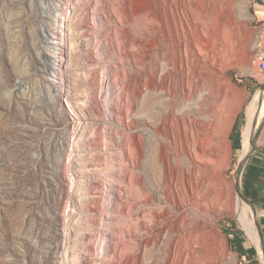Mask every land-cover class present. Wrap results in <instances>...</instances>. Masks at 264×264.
<instances>
[{
	"label": "rangeland",
	"instance_id": "rangeland-1",
	"mask_svg": "<svg viewBox=\"0 0 264 264\" xmlns=\"http://www.w3.org/2000/svg\"><path fill=\"white\" fill-rule=\"evenodd\" d=\"M261 9L0 0V264H264V190L247 186L264 116L237 177L246 108L264 93L250 65ZM239 192L257 219L247 203L241 221Z\"/></svg>",
	"mask_w": 264,
	"mask_h": 264
},
{
	"label": "bare ground",
	"instance_id": "bare-ground-1",
	"mask_svg": "<svg viewBox=\"0 0 264 264\" xmlns=\"http://www.w3.org/2000/svg\"><path fill=\"white\" fill-rule=\"evenodd\" d=\"M58 4H56L54 1H51V3H47L46 4V7H45V11H44V13H46V14H48V15H50V17H52L51 18V20H50V22H49V25H51L52 26V28H44L45 29V31H46V35L44 36L45 37V40H46V44H45V46H44V48H45V50H47L48 52H49V62H50V70H51V77H53V76H56V73H57V70H58V63H56V53H58V51L60 50V48L58 47V41H56L55 40V38H56V36H55V34H54V30L57 28V26H58V19H60V18H62L63 19V17H61V13H60V11H59V8H58ZM47 29V30H46ZM60 60H62V59H60ZM50 77V76H49ZM52 80V79H51ZM264 94V93H263ZM263 94H259V96L258 97H256L255 99H254V101H253V103H251V105L249 106V107H247L246 108V117H245V122H244V125H243V127H242V129H241V135H240V138H241V142H242V144H243V146H244V154H245V157L242 159V160H240L239 161V163L241 164L242 162H244V160H245V158L247 157V155L249 154V152H250V150H251V146H250V142L252 141V138H253V136H254V134H255V131L257 130V128H258V126H259V122H260V118L264 115V96L261 98V96L263 95ZM255 116H257V124H256V126L255 127H253L252 126V120H253V118L255 117ZM208 128H209V125H208ZM205 132V131H204ZM202 133V134H204L205 135V133H206V135L205 136H207V133H208V131L207 132H205V133ZM210 136H212V135H210ZM210 136H208V137H205V139L203 140V142L205 141V144L204 145H206V142H208L209 141V137ZM201 138V137H200ZM196 142V141H195ZM198 142V141H197ZM196 142V143H197ZM200 142V144H201V142H202V139L199 141ZM202 142V143H203ZM210 142H211V140H210ZM218 142V141H217ZM216 141H215V143H217ZM221 141H219V143H220ZM208 145V147H209V143H207ZM210 144H212V143H210ZM218 144V143H217ZM197 145H199V144H197ZM200 146V145H199ZM201 146H202V144H201ZM211 146V145H210ZM213 146H214V144H213ZM212 146V147H213ZM207 147V148H208ZM199 148V147H198ZM209 149V148H208ZM200 151V150H199ZM198 151H196V153H197ZM201 152V151H200ZM202 152L204 153H201V154H199V153H197L196 155H198L199 157H200V155H202L201 156V158L202 157H204V155H205V153H207V152H205V149H204V147H202ZM208 152H209V150H208ZM208 156V155H207ZM220 156V155H219ZM206 157V156H205ZM210 157V156H209ZM209 157H207V160L208 161H210L208 158ZM196 158V157H195ZM204 159V158H203ZM202 159V160H203ZM197 160V159H196ZM203 161H205V160H203ZM212 162V161H211ZM205 163H207V162H205ZM204 163V164H205ZM206 166V165H205ZM200 171H202V170H200ZM204 171V170H203ZM240 181V177H239V180H238V182ZM247 202L245 201L244 202V205H243V208L241 209V211H240V219H241V221L243 222V223H245L246 221H248V214L245 216V211L247 210ZM251 206V205H250ZM252 207V206H251ZM253 209V208H252ZM253 211H254V209H253ZM257 217H258V215L256 214V212L254 211V218L255 219H257ZM250 220V219H249ZM257 223H258V220H257ZM258 226V225H257ZM259 230V229H258ZM246 231H247V233H248V236H249V238L251 239V241L253 242V239H252V236H251V234H250V230L248 229V228H246ZM262 241V240H261ZM261 241H260V243L258 244V246H257V248H258V250H259V253L261 254V248H260V245H261ZM254 243V242H253ZM261 260H262V262H263V258L261 257Z\"/></svg>",
	"mask_w": 264,
	"mask_h": 264
},
{
	"label": "crops",
	"instance_id": "crops-1",
	"mask_svg": "<svg viewBox=\"0 0 264 264\" xmlns=\"http://www.w3.org/2000/svg\"><path fill=\"white\" fill-rule=\"evenodd\" d=\"M258 16H259L258 18L264 19V10H262V9L259 10ZM263 124H264V122H263ZM258 145L261 147L260 149H262L264 151V126L262 128V135H260V137L258 139ZM260 158H261V160L259 159L257 161V163H255V164L250 163L249 169H248L249 171L247 170V174L249 175L248 179H247L248 180L247 181L248 189L252 192H255V193H262V191L264 190V175L262 174V173H264V155L260 156ZM253 165H255L256 167L253 168ZM252 168H253V170H252ZM260 170H261V172H259ZM255 173L256 174L259 173V176L255 175ZM256 176H258V177H256ZM250 198L253 199V197H250ZM251 236H252V234H251ZM252 239H253L255 246H258L257 243L255 242L253 236H252ZM257 263L261 264V262L260 263L257 262Z\"/></svg>",
	"mask_w": 264,
	"mask_h": 264
},
{
	"label": "built area",
	"instance_id": "built-area-1",
	"mask_svg": "<svg viewBox=\"0 0 264 264\" xmlns=\"http://www.w3.org/2000/svg\"><path fill=\"white\" fill-rule=\"evenodd\" d=\"M250 65L264 76V19L260 21L255 33Z\"/></svg>",
	"mask_w": 264,
	"mask_h": 264
},
{
	"label": "water",
	"instance_id": "water-1",
	"mask_svg": "<svg viewBox=\"0 0 264 264\" xmlns=\"http://www.w3.org/2000/svg\"><path fill=\"white\" fill-rule=\"evenodd\" d=\"M260 89L263 90V89H264V86H261ZM256 124H257V116H255V117L253 118V120H252V126L255 127ZM257 130H258V129H257ZM257 130L255 131V134H256ZM255 134H254V136H255ZM254 136H253L252 141H251V150H250L249 154H248L247 157L245 158L244 162H242L241 164L239 163V168H238V170H237V177L240 176L241 171H242V166H243V164L248 160V157H249L250 154L252 153V150H254V144H253ZM239 193H240V196H241V197H242V198H243L248 204H250V205L252 206V208L254 209V211L256 212V210H255V206H254L253 202H252L251 200H249V199H248L244 194H242L241 192H239ZM257 225H258V229H259L260 236H261V239H262V232H261V229H260V224L257 223Z\"/></svg>",
	"mask_w": 264,
	"mask_h": 264
},
{
	"label": "trees",
	"instance_id": "trees-1",
	"mask_svg": "<svg viewBox=\"0 0 264 264\" xmlns=\"http://www.w3.org/2000/svg\"><path fill=\"white\" fill-rule=\"evenodd\" d=\"M238 128V125L236 124L235 126H234V130H236ZM253 264H258L257 262H254Z\"/></svg>",
	"mask_w": 264,
	"mask_h": 264
}]
</instances>
